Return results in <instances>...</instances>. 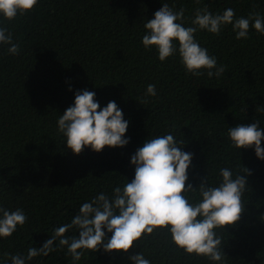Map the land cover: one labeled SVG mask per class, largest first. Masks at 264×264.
I'll use <instances>...</instances> for the list:
<instances>
[{"label": "trees", "instance_id": "obj_1", "mask_svg": "<svg viewBox=\"0 0 264 264\" xmlns=\"http://www.w3.org/2000/svg\"><path fill=\"white\" fill-rule=\"evenodd\" d=\"M163 3L185 10L186 27L205 6L214 14L232 8L236 17L264 16V0H38L14 20L0 15V26L20 45L19 54L11 55L9 45L0 44V207L20 208L28 217L12 236L0 237V264L41 247L84 202L131 182L137 148L168 133L192 153L186 183L194 188L206 175L209 185H218L221 168L234 177L244 174L241 167L249 170L239 221L216 232L223 241L222 264H264V160L252 147L235 148L227 136L228 128L255 121L264 130V112L256 111L264 106V35L250 28L248 39L238 40L231 25L219 35L198 30L200 46L226 71L218 78L193 76L178 55L162 62L154 46L141 43L144 23ZM149 84L156 86L153 97H145ZM85 89L95 92L101 108L115 101L122 110L129 121L127 145L85 148L78 155L67 148L57 120L73 105L75 92ZM187 195L200 199L198 192ZM65 235L78 236V230ZM134 243L127 253L86 251L76 264H132L129 257L140 252L151 264H221L185 254L166 229ZM54 247L27 264H73L66 246L57 241Z\"/></svg>", "mask_w": 264, "mask_h": 264}, {"label": "clouds", "instance_id": "obj_2", "mask_svg": "<svg viewBox=\"0 0 264 264\" xmlns=\"http://www.w3.org/2000/svg\"><path fill=\"white\" fill-rule=\"evenodd\" d=\"M199 2V0H197ZM38 0H0V15L14 20L17 14L31 11ZM184 9L178 11L163 3L151 20L144 23L145 34L141 43L145 48L155 47L158 59L165 61L178 55L187 73L193 76L205 74L208 78L220 77L226 67L217 66V59L201 47L195 38L198 30L219 35L222 28L231 25L236 39H248L249 30L264 35V16L250 12L247 17H236L232 8L222 13H212L208 7L196 9L191 21L193 26H184ZM0 44L9 45L7 52L18 55L20 45L13 41L12 33L0 26ZM73 105L57 120V130L63 135L66 146L73 154L85 148L100 152L109 148L124 147L129 143L125 133L129 121L115 101L103 108L95 99V92H75ZM156 95L155 84H149L145 97ZM147 103V99L143 101ZM256 111L264 112V106ZM227 136L237 148H254L258 159L264 160V130L259 121L228 128ZM184 141H177L168 133L147 139L138 147L130 163L135 166L131 182L113 188L112 195L101 192L89 202H84L70 223L53 230L52 236L39 248L31 247L26 255H11V264H27L38 256H48L66 246L73 264L84 257L86 251L127 253L143 236L157 229H166L172 242L185 254L204 256L213 262H223V241L216 229L234 226L243 211V195L246 191V175L249 170L241 167L243 175L233 176L229 168H221L220 183L211 186L207 175L198 188L188 181V169L192 153L182 151ZM200 199L193 202L188 193H197ZM28 220L24 211L0 207V237L8 238ZM76 228L78 236L65 234ZM111 233L107 240L106 234ZM7 255V254H6ZM132 264H151L142 252L129 257Z\"/></svg>", "mask_w": 264, "mask_h": 264}]
</instances>
